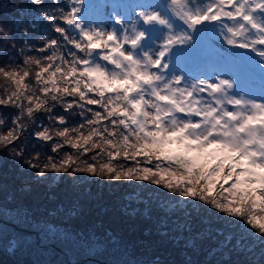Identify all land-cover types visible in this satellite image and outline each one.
Masks as SVG:
<instances>
[{
	"label": "snow or ice",
	"instance_id": "6c2138e0",
	"mask_svg": "<svg viewBox=\"0 0 264 264\" xmlns=\"http://www.w3.org/2000/svg\"><path fill=\"white\" fill-rule=\"evenodd\" d=\"M13 7L0 22V169L152 185L264 248V0H124L104 5L107 23L89 18L91 0ZM189 58L214 67L193 77ZM256 69L259 97L242 86Z\"/></svg>",
	"mask_w": 264,
	"mask_h": 264
},
{
	"label": "trees",
	"instance_id": "16d2710c",
	"mask_svg": "<svg viewBox=\"0 0 264 264\" xmlns=\"http://www.w3.org/2000/svg\"><path fill=\"white\" fill-rule=\"evenodd\" d=\"M21 2L0 0V5H3L0 8V22L6 21L12 25L16 15L13 5ZM44 27L41 25L40 30ZM16 35L19 39V32ZM0 175L3 177V187L0 188V224H6L17 235H35L31 244L33 249L24 252L20 251L19 246L8 247L7 244L15 242L12 239L8 238L9 243L6 240L3 243L0 241V264H86L88 261L115 264V261L107 258L105 249L98 256L92 257L89 254L86 258H80L84 250L82 247L77 250L79 239H82L80 230H91L88 232L90 237L93 229L108 236L113 243L117 240L121 242L122 238L125 239L124 245L132 243L147 254L149 251L157 253L154 256L162 264H209L208 257L203 254L195 258L197 244L184 245V241L180 240L177 242L180 245H177L173 244L174 239L168 240V232L176 222L187 223L190 229L196 228L198 231L209 229L218 232V239L228 233L236 238L243 235L242 241L254 244L253 248L260 252V260L264 264V248L242 228L235 227L226 217L217 218V214L194 213L188 202L180 206V201L184 200L172 197L162 188L135 184L113 187L107 181H97L93 185L85 184L84 180L61 181L59 177L37 183L25 166H17L10 160L0 169ZM169 197L171 200H168ZM163 199L174 202L175 206L169 207ZM42 224L62 225L64 230L66 227L78 229L79 233L76 238L58 236L53 241L44 242L41 232L45 228H41ZM164 229L168 231L165 234L161 233ZM112 249L118 251L119 248Z\"/></svg>",
	"mask_w": 264,
	"mask_h": 264
},
{
	"label": "rangeland",
	"instance_id": "374dc122",
	"mask_svg": "<svg viewBox=\"0 0 264 264\" xmlns=\"http://www.w3.org/2000/svg\"><path fill=\"white\" fill-rule=\"evenodd\" d=\"M168 200H171V197H169ZM168 200L163 199L164 203H166L169 207L175 206L174 202H170ZM179 205L185 206L186 201H180ZM55 223L62 224L61 222ZM63 227L64 226L62 225L57 226L55 224H50L45 226L42 224L41 228H45V230L41 232V235L44 237V242L53 241L57 239L58 236H61L62 238H76L78 236V229H69L66 227L64 230ZM188 229H190V226L187 225V223L176 222L169 232L164 229L161 231V233L163 232V234H165L168 232L169 236L167 238L168 240L174 239L173 244L179 242L180 240L184 241V245L197 244L198 252L195 258L198 259V257L203 254V256L208 257L209 264H242L243 262L247 264H262L260 260L262 259L260 252L253 248L254 244L249 245L248 242H243V235L242 237L236 238L234 235L228 233L229 235L226 234L222 236V239H218L220 236L218 232H212L209 229H200L201 231L196 230V228L190 230ZM90 231L91 230H80V237L82 239L78 238L80 240V245H77V250L81 247L84 248L83 254L80 256V258H86V256L89 254L92 257L98 256L105 249L107 251V258L113 260V262L115 261V264L122 262L125 264H162L158 261L157 257L154 256L157 253H152L149 251L147 254L146 252H143L141 248H137L136 246L132 245V243L124 245L125 241L123 240L125 239L122 238H120V240H122L121 242L117 240L115 243H113L110 241L111 239L108 236H104L102 232H98L94 229L92 231L93 233H91V236L89 237L88 232ZM12 234L14 236L10 237ZM34 237L35 235H30V237H28V235H17L13 232L12 228H8L6 224H0V241H2V243L5 240L8 242L9 239L15 241L13 243L8 242L9 244L7 245L9 248H15L16 246H19L21 252L28 251V249H33L31 244L33 243L32 239H34ZM232 238H235V240H232ZM20 240L23 242H19ZM177 245L180 244L177 243ZM202 247L204 250H201ZM112 248L119 249L118 251H114ZM70 253L73 257V252L70 251ZM53 261L57 262L54 259ZM86 264L100 263L88 261Z\"/></svg>",
	"mask_w": 264,
	"mask_h": 264
}]
</instances>
